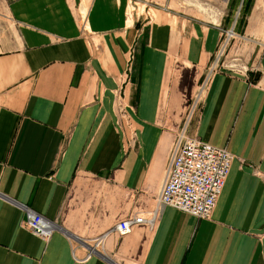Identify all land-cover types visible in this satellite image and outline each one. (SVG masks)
<instances>
[{"label":"crops","instance_id":"0c3cea01","mask_svg":"<svg viewBox=\"0 0 264 264\" xmlns=\"http://www.w3.org/2000/svg\"><path fill=\"white\" fill-rule=\"evenodd\" d=\"M127 1L90 0L83 29L72 0H0V264H264V0L241 1L242 24L129 25ZM226 20L230 56L250 69L212 74L188 128L234 156L215 208L199 219L164 206L152 228L120 236V219L155 204L183 98ZM24 208L54 221L47 240Z\"/></svg>","mask_w":264,"mask_h":264},{"label":"built area","instance_id":"2783aa9c","mask_svg":"<svg viewBox=\"0 0 264 264\" xmlns=\"http://www.w3.org/2000/svg\"><path fill=\"white\" fill-rule=\"evenodd\" d=\"M232 32V36H233ZM227 45V41H224ZM216 71L215 63L206 72L203 85ZM192 115L195 106H191ZM233 156L223 148L212 146L181 131L180 139L173 144L171 155L165 168L163 182L156 197L155 208L150 216L136 210L120 219L114 226L115 232L124 236L139 225L150 226L153 217L164 206L173 207L199 219H208L223 189L230 170ZM29 208H24L23 224L38 237L47 240L56 225ZM107 235L93 240L91 248L101 247Z\"/></svg>","mask_w":264,"mask_h":264},{"label":"rangeland","instance_id":"374dc122","mask_svg":"<svg viewBox=\"0 0 264 264\" xmlns=\"http://www.w3.org/2000/svg\"><path fill=\"white\" fill-rule=\"evenodd\" d=\"M75 7H80L82 5V9H79L80 11L77 12V15L79 16V20L81 21V26L83 29H85L84 21H85V15H86V9L89 5L90 0H72ZM232 1V3H231ZM239 0H226L224 3L222 0H128L126 2L125 7V16H126V24H131L134 17H138L137 20H140L142 24L147 23L149 20L152 19V21H158L160 20V16H163L164 18H167L168 20L174 21L176 20V15H179L181 17H186L189 19L194 20H202L205 21L208 24H217L220 18H230L229 20H232V17H234V24L236 21L246 22L247 19H243V17L246 15L247 12V6L244 7V3L240 4L238 3ZM237 4V5H236ZM236 5V7H235ZM239 5V6H238ZM242 18V19H241ZM248 18V14L246 16ZM166 19V20H167ZM230 21L226 20V24L224 26V29L221 31L220 41L218 48L216 50V53L210 60L209 65L206 68V72L208 68L211 66V64L215 63L216 71H224L227 73H232L234 75H242L244 76L250 69V64L247 60V57L245 56L242 58L240 57H231V53L235 49V47H238L237 44H235L236 36H232V32L236 34L237 30H235L234 27L228 29L226 27L229 26ZM233 24V26H234ZM222 25V24H221ZM244 25V23H243ZM229 36L232 37L229 39ZM227 38L230 40L228 41V44L225 45L224 41H227ZM226 39V40H224ZM238 41V40H237ZM235 44V46H233ZM231 50V51H230ZM236 50V49H235ZM242 51L248 52V47L244 46L241 48ZM230 51V53H229ZM133 61V55H130V58L128 60V68L127 70H130V65ZM234 61H238V65H234ZM214 72V73H215ZM213 73V74H214ZM212 75V74H211ZM210 75V76H211ZM192 74L189 70L184 71L182 74V86H186L189 88L192 85ZM210 78V77H209ZM205 78H201L200 81L197 84V87H205L203 85ZM206 85V84H205ZM201 95L195 94L192 97L184 96V102H182V106L184 114L182 118V122L180 125V128L176 132L175 138L173 140V144L177 143V141L180 139L181 131L184 130V135L186 137H192L197 140L202 141L198 137L190 136L188 134V128L191 123L192 115L189 116L190 111H192L191 106H195L194 109L197 107V105L200 102ZM188 98V100H187ZM204 142V141H202ZM206 143V142H205ZM172 144V147H173ZM214 146V145H212ZM218 147V146H215ZM223 148L227 150L226 147H218ZM228 151V150H227ZM229 152V151H228ZM171 155V154H170ZM233 156V155H232ZM170 158V156H169ZM234 158V156H233ZM165 174V171H164ZM164 178V175H163ZM162 178V182H163ZM161 182V184H162ZM161 187V185H160ZM160 190V188H159ZM159 193V191H158ZM157 193V195H158ZM156 195V197H157ZM156 197H155V204H156ZM218 200V199H217ZM154 206L148 210H138L142 212L145 216H150L152 214ZM161 210V209H160ZM159 210V212H160ZM136 211V210H133ZM131 211V212H133ZM129 212V214H131ZM151 212V213H150ZM154 212V211H153ZM158 213L155 214L153 217V223L148 226V228H152L154 222L157 219ZM150 213V214H149ZM128 215V214H127ZM126 215V216H127ZM124 218V217H123ZM33 233V232H32ZM34 234V233H33ZM37 236V235H36ZM51 236V235H50Z\"/></svg>","mask_w":264,"mask_h":264},{"label":"bare ground","instance_id":"6f19581e","mask_svg":"<svg viewBox=\"0 0 264 264\" xmlns=\"http://www.w3.org/2000/svg\"><path fill=\"white\" fill-rule=\"evenodd\" d=\"M203 78H208V77L204 74V75H203ZM203 91H204V87H198V92H197V94H198V95H201ZM97 248H100V246L97 247ZM91 251H93V250H91ZM91 251H89L88 254H91Z\"/></svg>","mask_w":264,"mask_h":264}]
</instances>
